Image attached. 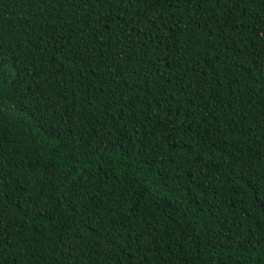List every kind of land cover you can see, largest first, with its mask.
<instances>
[{
  "label": "trees",
  "instance_id": "obj_1",
  "mask_svg": "<svg viewBox=\"0 0 264 264\" xmlns=\"http://www.w3.org/2000/svg\"><path fill=\"white\" fill-rule=\"evenodd\" d=\"M0 264H264V0H0Z\"/></svg>",
  "mask_w": 264,
  "mask_h": 264
}]
</instances>
